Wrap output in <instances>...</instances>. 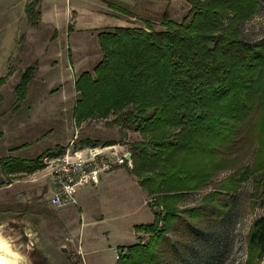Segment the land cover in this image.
I'll list each match as a JSON object with an SVG mask.
<instances>
[{
  "label": "trees",
  "instance_id": "16d2710c",
  "mask_svg": "<svg viewBox=\"0 0 264 264\" xmlns=\"http://www.w3.org/2000/svg\"><path fill=\"white\" fill-rule=\"evenodd\" d=\"M188 2L181 21L166 9L161 28L146 21L100 30L102 57L74 82L76 125L112 115L122 136L129 130L141 136L119 143L131 152L128 170L147 191L154 217L135 225L147 240L139 236L118 248L115 264H182L193 249L190 236L222 221L242 183L253 179L254 197L264 194V35L249 42L240 30L260 0ZM35 4L27 11L41 16ZM67 27L72 31V22ZM34 69L28 66L15 87L16 107L27 97ZM247 131L250 139L254 133L258 151L252 164L241 166ZM42 155H8L0 165L8 173H32L42 167ZM228 169V176L215 180ZM209 186L188 203L193 192ZM178 231L186 237L173 238ZM247 244L264 257V215L252 221Z\"/></svg>",
  "mask_w": 264,
  "mask_h": 264
},
{
  "label": "rangeland",
  "instance_id": "374dc122",
  "mask_svg": "<svg viewBox=\"0 0 264 264\" xmlns=\"http://www.w3.org/2000/svg\"><path fill=\"white\" fill-rule=\"evenodd\" d=\"M31 2L42 14V0H0V77L5 78L0 85V158H34L60 151L75 134L79 145L87 144L86 138L97 142L90 145L139 139L134 130L122 136L112 115L76 125L74 82L101 59L100 30L144 26L146 21L161 28L164 11L181 21L190 8L188 0H44L45 16L30 15ZM240 30L249 42L264 35V0ZM30 65L35 69L28 94L16 107L15 87ZM248 134L240 149L241 166L252 164L258 151L254 133H250L253 139ZM128 167L102 172V181L78 191V204L61 208L49 203L51 188L44 168L20 173L19 186L14 187L4 185L16 177L0 176V231L21 255L20 264H115L118 248L136 243L139 236L147 240V234L136 233L135 225L151 222L153 212L147 191ZM1 169L0 165V173ZM231 170L219 172L215 180ZM210 189L193 192L188 203L197 202ZM253 192V179L241 184L222 221L190 236L193 249L182 264H264L258 247L249 250L247 244L252 221L264 215V194L254 197ZM12 212H21V217L15 220ZM171 235L186 237L181 231ZM211 243L214 249L209 250Z\"/></svg>",
  "mask_w": 264,
  "mask_h": 264
},
{
  "label": "built area",
  "instance_id": "2783aa9c",
  "mask_svg": "<svg viewBox=\"0 0 264 264\" xmlns=\"http://www.w3.org/2000/svg\"><path fill=\"white\" fill-rule=\"evenodd\" d=\"M77 134L60 151L44 153L42 168L50 181V202L54 207L78 204V190L97 184L102 172L127 164L132 166L131 152L122 143L79 145ZM118 252V250H117Z\"/></svg>",
  "mask_w": 264,
  "mask_h": 264
},
{
  "label": "water",
  "instance_id": "95a60500",
  "mask_svg": "<svg viewBox=\"0 0 264 264\" xmlns=\"http://www.w3.org/2000/svg\"><path fill=\"white\" fill-rule=\"evenodd\" d=\"M21 260V255L12 248L11 239L0 231V264H20Z\"/></svg>",
  "mask_w": 264,
  "mask_h": 264
},
{
  "label": "crops",
  "instance_id": "0c3cea01",
  "mask_svg": "<svg viewBox=\"0 0 264 264\" xmlns=\"http://www.w3.org/2000/svg\"><path fill=\"white\" fill-rule=\"evenodd\" d=\"M42 8V14H41V16L43 15V16H45V10H44V0H42V6H41ZM17 150V149H16ZM18 151V150H17ZM16 152V151H15ZM14 157H27V156H24V155H22V156H19V155H13ZM28 158V157H27ZM113 170V169H112ZM112 170H110V171H112ZM108 172V171H107ZM17 175H20V173H8V172H6L4 169H1V173H0V176L3 178V180H4V178H5V176H7V177H16V178H11V181H9L6 185H4V186H8V187H14V186H19V184H17L18 182L17 181H19V178L17 177ZM100 181H102V178H100V180H99V182ZM98 182V183H99ZM47 183H48V187L50 188V181H49V179L47 180ZM82 188H84V187H82ZM82 188H80L79 190L81 191L82 190ZM78 190V191H79ZM49 203L51 204V202H50V199H49ZM52 205V204H51ZM53 206V205H52ZM20 213L21 212H12L11 214H12V218H15V220L16 219H19L20 217H21V215H20Z\"/></svg>",
  "mask_w": 264,
  "mask_h": 264
}]
</instances>
